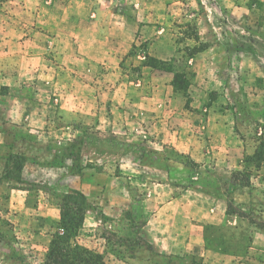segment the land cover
Listing matches in <instances>:
<instances>
[{
	"label": "rangeland",
	"instance_id": "1",
	"mask_svg": "<svg viewBox=\"0 0 264 264\" xmlns=\"http://www.w3.org/2000/svg\"><path fill=\"white\" fill-rule=\"evenodd\" d=\"M105 1L115 14L139 4ZM101 2L0 0V20L33 22L0 27V264H41L49 242L37 232L57 231V222L49 228L46 221L75 189L86 197L85 214L99 223L82 226L80 241L105 264H202L162 247L156 257L138 254V226L153 214H141L151 191L161 200L184 194L200 206L204 194L220 195L227 214L251 222L264 207V158L252 157L264 126V0H160L161 43H133L114 61L86 58L93 45L65 43L73 28L90 25L88 8ZM162 47L173 56L149 54ZM138 50L145 57H134ZM152 58L163 61V69L150 67L170 75V90L189 114L202 118L189 144L193 154L151 141L147 116L139 111L140 125H130L128 114L136 113L121 92H111L141 76ZM106 193L118 209L112 216L103 210Z\"/></svg>",
	"mask_w": 264,
	"mask_h": 264
},
{
	"label": "crops",
	"instance_id": "2",
	"mask_svg": "<svg viewBox=\"0 0 264 264\" xmlns=\"http://www.w3.org/2000/svg\"><path fill=\"white\" fill-rule=\"evenodd\" d=\"M100 1L103 2L88 8L93 18L89 19L90 25L86 22L87 24L80 25L79 29L73 28L70 36L67 35L65 39V43L73 40L78 44V48L84 44L93 45L88 50L85 48L84 53L90 54L86 58L114 61L125 55L133 43L148 41V45L153 49L156 44L161 43L164 32V6L160 4V0H139L137 7H129L118 14L111 11L105 0H96ZM25 11L26 14L31 13L28 8ZM85 12L87 17L89 12L83 11ZM48 24L46 19L41 21L40 25L43 28ZM24 25L32 27L33 22L30 24L16 19L11 22L0 20L2 28H20ZM98 44L106 46L98 47ZM111 44H116V47L107 46ZM162 48L161 53L158 48L153 50L155 53L149 54L162 59L173 56L165 47ZM133 56L145 57L139 50ZM140 73L141 76L137 79L121 80L111 90L115 95L121 92V102L125 106L128 105L132 113H136L135 117L128 114L130 125H140L137 118L138 112L141 111L147 116L144 124L151 141H168L193 154L189 144L192 138L197 137L194 126L201 122L202 118L189 114L184 101L170 90V75L146 65L141 66ZM207 122L211 124L214 121ZM199 134L201 136L202 131ZM237 191L239 194L248 192L241 187L237 188ZM113 197L112 193H106L104 197L106 206L103 210L111 216L113 211L118 210ZM198 201L199 199H189L184 194L161 200L159 193L151 191L150 196L142 202L141 214H153L138 226L137 234L142 240L138 247H143L139 249L138 254L145 252L144 256L156 257V251L162 247L168 253L175 254L174 258L190 259L196 256L202 260V264H264V224L257 223L258 220H264L263 206L260 213L255 215L257 221L251 222L246 217L227 214L225 201L220 195L204 194L202 206ZM51 218L52 221H46L49 228L51 223L58 221L59 215ZM96 219L85 214L83 230L89 225L98 226ZM173 228L177 234L173 233ZM37 233L43 234L47 243L50 241L51 234L48 229L44 228ZM147 253L149 255H146Z\"/></svg>",
	"mask_w": 264,
	"mask_h": 264
},
{
	"label": "trees",
	"instance_id": "3",
	"mask_svg": "<svg viewBox=\"0 0 264 264\" xmlns=\"http://www.w3.org/2000/svg\"><path fill=\"white\" fill-rule=\"evenodd\" d=\"M152 59L154 63L149 66L163 69L162 66H159V63H163V61ZM178 74V72L174 73L173 85H176ZM252 157L264 158V126L259 132ZM248 184V179L242 183V185ZM58 208L57 231L51 234L41 264H105L100 252L82 244L79 240V230L82 227L86 211L84 193L76 189L65 193L61 197Z\"/></svg>",
	"mask_w": 264,
	"mask_h": 264
}]
</instances>
